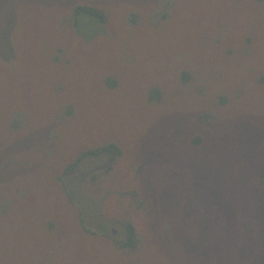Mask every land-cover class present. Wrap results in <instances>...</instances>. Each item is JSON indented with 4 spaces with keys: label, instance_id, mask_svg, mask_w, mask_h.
<instances>
[{
    "label": "rangeland",
    "instance_id": "obj_1",
    "mask_svg": "<svg viewBox=\"0 0 264 264\" xmlns=\"http://www.w3.org/2000/svg\"><path fill=\"white\" fill-rule=\"evenodd\" d=\"M0 264H264V0H0Z\"/></svg>",
    "mask_w": 264,
    "mask_h": 264
},
{
    "label": "trees",
    "instance_id": "obj_2",
    "mask_svg": "<svg viewBox=\"0 0 264 264\" xmlns=\"http://www.w3.org/2000/svg\"><path fill=\"white\" fill-rule=\"evenodd\" d=\"M257 2L259 1H262V0H256ZM82 14H87L89 15L90 17L94 18L96 21H97V25L99 26H103L105 23H106V19L107 17L105 16V13L101 10H98L92 6H86V5H81V4H77L71 11V14L69 15V17H71L72 19V22H73V25L76 26V19L77 17H79L80 15ZM101 29H103L101 27ZM103 31V30H102ZM84 39V38H83ZM85 39H88V37H85ZM59 52V50H58ZM59 54V53H58ZM57 60V58H55ZM54 59V60H55ZM186 79H187V76L185 75ZM185 79V78H184ZM152 92L155 93V96H158V90H153ZM101 154H107L111 157H118L120 152L118 150V148H116L115 146L113 145H109V146H105L104 148H101V149H98V150H94V151H89L87 153L84 154V156L86 157H97ZM77 163H74L70 169H72ZM65 191H66V195L69 197L70 196V193L68 191V189L65 187ZM177 232L179 231V229H176ZM125 232L127 233V237L125 240H123L122 242L119 243V246L121 249H133L134 247L136 248L137 246V242L135 240V236H134V233H133V229L129 226V225H126V230ZM234 232L233 231H228L227 232V235L229 236H233ZM239 242V239L236 240L235 244ZM234 244V245H235ZM234 245L232 246V249L234 247ZM230 249V250H232Z\"/></svg>",
    "mask_w": 264,
    "mask_h": 264
}]
</instances>
